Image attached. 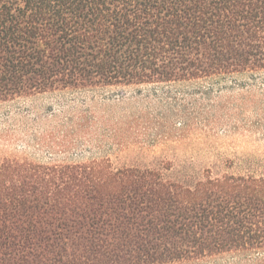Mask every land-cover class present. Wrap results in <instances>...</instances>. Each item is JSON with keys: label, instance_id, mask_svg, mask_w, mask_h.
Listing matches in <instances>:
<instances>
[{"label": "trees", "instance_id": "trees-1", "mask_svg": "<svg viewBox=\"0 0 264 264\" xmlns=\"http://www.w3.org/2000/svg\"><path fill=\"white\" fill-rule=\"evenodd\" d=\"M264 73V0H0V103ZM261 173L0 163V264H264Z\"/></svg>", "mask_w": 264, "mask_h": 264}, {"label": "rangeland", "instance_id": "rangeland-1", "mask_svg": "<svg viewBox=\"0 0 264 264\" xmlns=\"http://www.w3.org/2000/svg\"><path fill=\"white\" fill-rule=\"evenodd\" d=\"M248 77L68 89L0 103V163L109 160L261 173L264 73ZM253 258L228 253L166 264H259Z\"/></svg>", "mask_w": 264, "mask_h": 264}]
</instances>
